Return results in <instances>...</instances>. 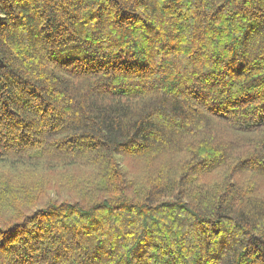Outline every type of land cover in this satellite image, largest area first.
<instances>
[{
	"label": "trees",
	"instance_id": "obj_1",
	"mask_svg": "<svg viewBox=\"0 0 264 264\" xmlns=\"http://www.w3.org/2000/svg\"><path fill=\"white\" fill-rule=\"evenodd\" d=\"M262 185L264 0H0V264H264Z\"/></svg>",
	"mask_w": 264,
	"mask_h": 264
},
{
	"label": "rangeland",
	"instance_id": "obj_2",
	"mask_svg": "<svg viewBox=\"0 0 264 264\" xmlns=\"http://www.w3.org/2000/svg\"><path fill=\"white\" fill-rule=\"evenodd\" d=\"M142 168H143V166L142 165H138L137 167H136V169H135V167H134V171H135V173L137 174V173H139L141 170H142ZM17 173H22V172H17ZM23 179H29L28 178V175L26 174V175H17V180H23ZM208 179H210V177H203L202 178V180L203 181H207ZM262 190H264V185H262ZM263 193H264V191H263Z\"/></svg>",
	"mask_w": 264,
	"mask_h": 264
}]
</instances>
